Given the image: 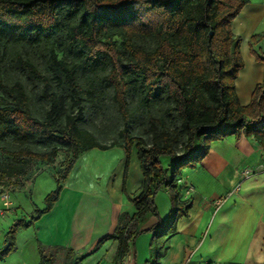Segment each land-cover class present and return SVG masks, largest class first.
<instances>
[{"label":"trees","instance_id":"1","mask_svg":"<svg viewBox=\"0 0 264 264\" xmlns=\"http://www.w3.org/2000/svg\"><path fill=\"white\" fill-rule=\"evenodd\" d=\"M246 2L0 0V140L10 138L21 146L18 155L47 163H53L60 151L68 154L54 175L56 185L45 195L43 207L35 208V216L28 221L13 220L4 234L0 259L13 252L18 229L50 210L69 169L86 150L124 149L123 192L132 149L139 161L142 183L129 199L134 212L121 213L112 234L101 237L90 251L115 239L114 264H121L129 242L141 232L150 231L161 241L175 233L176 221L189 206L178 200L176 181L183 168H194L204 158L212 141L229 135L252 136L264 150V79L256 83L247 104H241L234 84L243 60L231 22ZM55 38L69 58L58 56ZM8 44L43 46L45 72L29 51L16 52L12 58L17 70L40 83V99L47 104L41 117L28 106L23 83L3 79ZM250 52L256 61H264L252 48ZM86 71L95 75L92 83L84 78ZM107 90L122 126L117 140L103 144L79 124L86 119L85 105L96 107ZM139 118L145 121L142 131L148 140L134 134ZM28 144L51 149L34 152L23 146ZM4 173L0 170V181ZM162 187L171 205L164 222L154 202ZM151 216L157 217L155 224L141 228ZM38 249V264H57L58 250L69 259L63 264H80L84 257L73 258L72 249L60 246L39 245ZM154 252V261L147 259L145 264H158L163 245Z\"/></svg>","mask_w":264,"mask_h":264},{"label":"crops","instance_id":"2","mask_svg":"<svg viewBox=\"0 0 264 264\" xmlns=\"http://www.w3.org/2000/svg\"><path fill=\"white\" fill-rule=\"evenodd\" d=\"M244 8L238 16L243 15ZM235 20L240 25V19ZM262 79L264 63L251 55L248 62H243L234 81L241 104L249 102L254 86ZM119 148L122 149L120 146L95 147L82 152L71 168L80 165L81 174L64 182L49 211L16 231L15 248L0 259V264H38L39 245L72 249L73 258L84 255L80 264H114L115 239L105 240L97 250L90 251L101 237L112 234L121 213L131 215L134 212L129 199L138 193L142 183V174L137 171L139 161L137 159L133 165L131 174L127 172L123 192L122 165L113 173L111 160L103 158L109 166L104 171V179L98 183L93 181L91 173L95 170V162L92 157L83 155L89 151L112 150L119 151L116 156L120 158ZM245 167L251 169L247 177L242 174ZM38 176L25 178L11 189L14 194L0 190V248L13 220L28 221L35 216L32 199ZM175 186L178 200L189 206L176 221L175 233L166 241L155 240L164 250L158 257V264H264V150L258 141L244 135H229L212 141L208 153L194 168L181 170ZM161 189L169 195L164 187ZM2 193L8 194L6 204ZM18 194L29 201L26 210ZM162 200L167 208L165 214L158 211V216L164 222L171 205L167 196ZM156 221L157 217L151 216L141 228L147 229ZM144 235L129 242L121 264L146 263L149 245ZM68 260L64 251H56L57 264Z\"/></svg>","mask_w":264,"mask_h":264},{"label":"rangeland","instance_id":"3","mask_svg":"<svg viewBox=\"0 0 264 264\" xmlns=\"http://www.w3.org/2000/svg\"><path fill=\"white\" fill-rule=\"evenodd\" d=\"M243 15L235 16L231 22L232 33L234 36H237L240 40L239 43V55L242 57L243 62H248L249 57L251 56L250 48H252L257 55H259L262 59H264V0H247L246 4L244 5ZM243 8V7H242ZM241 11V10H240ZM239 11V12H240ZM247 15L245 17L244 15ZM244 18V19H243ZM240 19V25L236 24L237 20ZM235 31H234V30ZM54 46L56 48L57 54L60 58L68 57L66 52L62 51V48L59 45V38L54 39ZM6 50V57H5V64L7 66L6 72L3 75V79L6 82H13V81H20L23 83L26 92L28 93L29 100L28 106H30L31 111L36 117H41L47 108V104L45 101L40 99V83L38 82H31L28 78H26L25 74L17 70L13 64L12 58L16 52L20 51H29L31 54L35 55L37 62L40 64V69L45 72V64L41 60V55L43 54V46H34L29 47L26 44L20 45H11L8 44L5 47ZM264 63V61H261ZM84 78L87 82L92 83L95 79V75L91 72H84ZM243 77V76H242ZM245 77V76H244ZM241 79V78H240ZM111 91L107 90L106 93L99 96V99L96 102V107L91 109L87 104L85 110V122L79 124V128H85L95 134L98 141L103 144H109L113 140H117L118 130L122 126V122L120 117H118V112L116 110V106L112 103L110 99ZM143 118H139L137 124L133 127L134 134H143V126H144ZM144 138L148 140V135L143 134ZM28 149L34 152H49L50 146H43V145H35V144H28L23 145ZM22 146V147H23ZM0 170L4 171L3 181H0V190L11 191V189L15 186H18L22 183L25 178L34 179L35 176H38L35 186L33 189V203L35 208H42L43 207V199L45 195L51 190L54 189L56 185L55 180V173L60 169L61 166L64 165V160L67 158L68 154L65 152H58L55 156L53 163H47L41 159H35L33 157H23L18 155L17 153L21 150V146L14 144L10 138H4L0 140ZM118 148V147H116ZM120 149V148H119ZM121 157L118 158L116 155L119 151H108V152H95L89 151L84 153V157L89 156L92 157V161L95 162V170H91L93 175V181H97L98 183L100 180L104 179L105 173L104 171L108 169L109 165L103 160H111L112 167L114 169L113 173L116 172L118 166L122 165L124 168L125 163V152L124 149H120ZM83 157V158H84ZM129 163L127 172L131 174L133 172V165L137 162L135 150L132 149L129 155ZM75 163V162H74ZM73 163V164H74ZM79 164V163H78ZM73 166V165H72ZM71 166V168H72ZM69 169L67 173V179L71 177L74 179V175H80L82 170L80 171V165L75 166L73 169ZM44 169V170H43ZM190 169V168H184ZM43 170V171H42ZM139 169L137 168V171ZM42 171L41 173H39ZM170 172V171H169ZM53 173V175H52ZM171 174V172L169 173ZM62 182V185L64 182ZM15 192L11 191V194ZM17 193V192H16ZM19 200L21 206L26 210V205L29 201L24 198L22 195H19ZM169 200V195L166 194L162 189L155 193L154 195V202L156 203L157 210L160 213L165 214L166 212V204L163 202L162 199ZM9 198V197H8ZM8 200V199H7ZM28 201V202H27ZM34 208V209H35ZM147 237L148 243L147 245V259L154 261L155 258V249L158 247L159 242L155 241L156 239L160 240V237H153L150 231L141 232L137 237L141 239L143 236ZM136 237V238H137ZM138 240V244H139ZM153 247V248H152ZM152 248V249H151ZM158 249V248H157Z\"/></svg>","mask_w":264,"mask_h":264},{"label":"built area","instance_id":"4","mask_svg":"<svg viewBox=\"0 0 264 264\" xmlns=\"http://www.w3.org/2000/svg\"><path fill=\"white\" fill-rule=\"evenodd\" d=\"M251 173V169L245 167L242 169V174L244 177H247L248 175H250ZM2 198L4 200V204L7 203V199H8V194L7 193H2Z\"/></svg>","mask_w":264,"mask_h":264}]
</instances>
